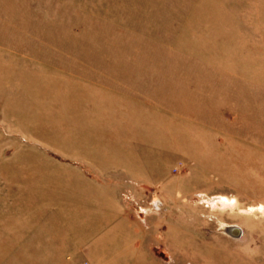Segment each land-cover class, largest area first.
Listing matches in <instances>:
<instances>
[{"label": "rangeland", "instance_id": "rangeland-1", "mask_svg": "<svg viewBox=\"0 0 264 264\" xmlns=\"http://www.w3.org/2000/svg\"><path fill=\"white\" fill-rule=\"evenodd\" d=\"M0 264H264V0H0Z\"/></svg>", "mask_w": 264, "mask_h": 264}, {"label": "water", "instance_id": "water-1", "mask_svg": "<svg viewBox=\"0 0 264 264\" xmlns=\"http://www.w3.org/2000/svg\"><path fill=\"white\" fill-rule=\"evenodd\" d=\"M226 233H228L229 235H233L235 237L241 236L242 234V230L240 227L236 226V225H231L226 227V229H223Z\"/></svg>", "mask_w": 264, "mask_h": 264}, {"label": "bare ground", "instance_id": "bare-ground-1", "mask_svg": "<svg viewBox=\"0 0 264 264\" xmlns=\"http://www.w3.org/2000/svg\"><path fill=\"white\" fill-rule=\"evenodd\" d=\"M212 200L227 201V198L224 197V196H215V197H213ZM228 226H231V225H224V226H222V228H223V229H226V227H228ZM236 226H237V225H236Z\"/></svg>", "mask_w": 264, "mask_h": 264}]
</instances>
